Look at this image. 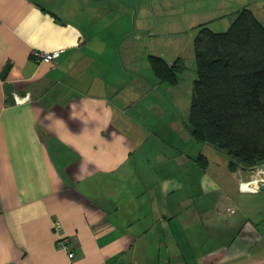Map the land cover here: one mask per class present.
I'll use <instances>...</instances> for the list:
<instances>
[{
	"label": "crops",
	"instance_id": "crops-1",
	"mask_svg": "<svg viewBox=\"0 0 264 264\" xmlns=\"http://www.w3.org/2000/svg\"><path fill=\"white\" fill-rule=\"evenodd\" d=\"M141 5L0 0V264H264V191L238 180L253 170L221 166L220 180L208 168L197 179L190 154L175 166L145 138L143 126L173 107L142 70L138 36L127 41L143 25ZM34 50L61 56L37 63ZM55 220L74 259L57 245Z\"/></svg>",
	"mask_w": 264,
	"mask_h": 264
},
{
	"label": "trees",
	"instance_id": "trees-1",
	"mask_svg": "<svg viewBox=\"0 0 264 264\" xmlns=\"http://www.w3.org/2000/svg\"><path fill=\"white\" fill-rule=\"evenodd\" d=\"M195 71L190 135L228 158L231 171L264 164V24L249 9L238 12L226 31L199 26L194 40ZM160 82L176 83L182 58L168 64L151 55ZM203 169L209 161L200 155Z\"/></svg>",
	"mask_w": 264,
	"mask_h": 264
},
{
	"label": "rangeland",
	"instance_id": "rangeland-1",
	"mask_svg": "<svg viewBox=\"0 0 264 264\" xmlns=\"http://www.w3.org/2000/svg\"><path fill=\"white\" fill-rule=\"evenodd\" d=\"M153 1L156 10L152 13L146 10L148 0H143V6L141 5L145 9H143V25L127 41L131 39L135 43L136 36H138L137 43L142 47V56L144 58L147 56V60L144 59L143 61V72H153L149 66L151 55L161 57L168 64H173L178 58H182L186 67L179 75L176 83L161 82L166 85V87H160V94H165L162 102L173 108L165 118L161 120L151 118L149 121L154 123H146L143 126L144 131L151 130L152 132V135L147 133L145 138L154 147L161 148L162 152H168L170 162L175 166L178 165L177 157L179 154H190L192 158L189 163L194 178L196 176L199 179V175L206 174V170L209 168L207 172L213 173L215 178L219 172L221 176L217 179L225 180L220 168L221 166L228 167V164L225 165L227 162L225 156L207 143L197 142L191 137L189 131L193 84L197 78L193 51L194 40L197 37L199 26L202 24H207L216 32L226 31L238 12L243 9L251 10L259 20H264V0H215L214 4L211 0ZM215 6L218 8L217 11ZM209 11H216V14ZM115 27L116 25H113L110 31L114 33ZM128 31L132 33L135 30L131 28ZM145 116V120L148 121L150 116ZM159 125L164 127L163 132L165 134L163 136H161L162 132L157 134ZM168 135L171 137L169 142H172L170 146L167 145ZM200 155L210 161V165L206 169H203L197 162ZM191 170H189L190 173ZM192 173L189 175L190 178H192ZM257 174L262 175L261 170L256 168L249 178H252L253 181ZM250 179L247 181L246 178L239 176V185L249 182Z\"/></svg>",
	"mask_w": 264,
	"mask_h": 264
},
{
	"label": "built area",
	"instance_id": "built-area-1",
	"mask_svg": "<svg viewBox=\"0 0 264 264\" xmlns=\"http://www.w3.org/2000/svg\"><path fill=\"white\" fill-rule=\"evenodd\" d=\"M61 56V51H53V52H46V51H40V50H34L32 51L31 57L33 60L37 63L46 62V63H53L55 62L59 57ZM29 97H24L20 101H28ZM256 169V168H255ZM258 169V168H257ZM261 170V169H260ZM262 175H256L254 176V185L251 183L248 184V182L241 185V188L245 191L249 192H258L260 191V186L264 184V171L261 170ZM54 230L57 234H59L57 238V245L63 249L65 252H67L68 257L70 259L75 258V253L70 249L69 245V237L61 234L62 231V224L60 221L55 220L53 224Z\"/></svg>",
	"mask_w": 264,
	"mask_h": 264
},
{
	"label": "water",
	"instance_id": "water-1",
	"mask_svg": "<svg viewBox=\"0 0 264 264\" xmlns=\"http://www.w3.org/2000/svg\"><path fill=\"white\" fill-rule=\"evenodd\" d=\"M11 67H12L11 63H8L5 66V68H4L3 72H2V79L3 80L7 79V76L9 74V71H10ZM5 92H6L7 96H8L7 102H9L12 105L15 104L17 102V100H16V97L14 95V87H13L12 83H10V82H6L5 83ZM256 168L261 169V170L264 171V164H261L260 166H258ZM260 190L264 191V184L260 186Z\"/></svg>",
	"mask_w": 264,
	"mask_h": 264
},
{
	"label": "bare ground",
	"instance_id": "bare-ground-1",
	"mask_svg": "<svg viewBox=\"0 0 264 264\" xmlns=\"http://www.w3.org/2000/svg\"><path fill=\"white\" fill-rule=\"evenodd\" d=\"M252 182H254V181H252Z\"/></svg>",
	"mask_w": 264,
	"mask_h": 264
}]
</instances>
